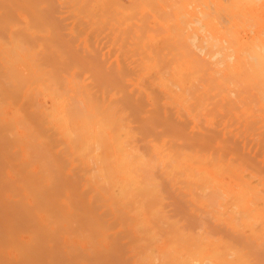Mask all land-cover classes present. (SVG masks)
I'll return each instance as SVG.
<instances>
[{"label":"bare ground","instance_id":"1","mask_svg":"<svg viewBox=\"0 0 264 264\" xmlns=\"http://www.w3.org/2000/svg\"><path fill=\"white\" fill-rule=\"evenodd\" d=\"M182 1L0 0V264H130L129 245L142 229L163 232L158 264H264L255 226L263 227L264 237V210L253 208L250 185L235 177L228 188L244 214L237 223L242 229L208 223L211 232L200 234V208L193 206L205 191L202 197L193 191L197 198L187 193L190 203L172 196L171 187L163 197L170 181L138 177L142 159L131 158L123 140L136 130L169 174L184 175L183 184L194 187L202 180L221 183L215 177L235 172L236 163H255L250 140L246 145L240 138L263 129L256 126L264 122V40L257 36L245 45L237 36V46L229 48L238 54L245 48L247 57L239 54L232 63L220 56L226 67L212 70L191 46L190 27L202 20L189 7L205 6L200 12L211 31H218V18L238 30L264 21V0ZM202 42L213 53L219 48L215 39L213 48ZM66 87L83 108L64 96ZM40 97L50 105H38ZM252 98L261 104L260 121L249 107L236 105ZM165 103L225 112L224 127L185 123ZM95 163L98 176L92 177ZM167 199L184 227L165 219ZM148 247L139 252L155 264Z\"/></svg>","mask_w":264,"mask_h":264},{"label":"rangeland","instance_id":"2","mask_svg":"<svg viewBox=\"0 0 264 264\" xmlns=\"http://www.w3.org/2000/svg\"><path fill=\"white\" fill-rule=\"evenodd\" d=\"M125 3H129V2H133V1H135V0H123ZM170 1H172V0H170ZM176 3H177V0H174ZM180 0H178V2H179ZM171 2H169V4H170ZM181 3H183V1L181 0ZM180 3V4H181ZM168 4V3H167ZM201 5V4H200ZM199 4H192V6H191V8L189 7V9H190V11L191 12H193V10H195V12L197 13V15H198V17H199V19H201L202 20V22L201 23H199V24H194V25H191V27H190V30H189V33H191V34H193V36H194V34H195V37L193 38V36H192V38H191V40L193 39L194 40V44H195V46L196 47H194V45H192L193 43H191V46H192V48L194 49V51L196 52V53H198V55H199V57H202V61H203V63H207V62H209V64H206V65H210V67H212V70H213V68H214V70H217V69H219V70H222V69H224L225 67H226V63L224 64L223 63V61L222 60H220V58L218 59V57H220V56H222L221 57V59H228V56H230V58L231 59H229L232 63L233 62H235L236 61V59H237V57H238V55L240 54L243 58L245 57H247L246 56V53H247V49H245V48H239V54L235 51V50H232V49H230L229 48V43H232L233 45H235V46H237V42H236V40H234V38H236L237 36L239 37V39L246 45L248 42H251L250 40H252L253 38H256L257 36H259L261 39H263L264 40V21L263 22H261V24H256L257 26H255L254 27V24H250V25H248V26H246V27H244V28H239L238 30L236 29V28H233V26L231 25V23H228V21H226V19H224V18H222V20L221 21H219L218 19L215 21V24L218 26V31H211V30H209V28L208 27H206L205 25H204V18H203V16H202V14H201V8H205V6H203L202 7V5L200 6ZM197 6V7H196ZM172 10V8H170V10L169 11H171ZM172 12V11H171ZM210 12L212 13V10H210ZM212 14H214V13H212ZM214 16V15H213ZM248 27V28H247ZM257 27V28H256ZM236 33L237 32V34H236V36L234 37L233 36V32H232V30ZM194 30H197V31H195V33H194ZM263 32V33H262ZM246 33V34H245ZM198 35V36H197ZM197 36V37H196ZM251 37V38H250ZM208 39V41H209V45H210V47L213 45V43H214V39H215V44H217V42H218V44H219V48L218 49H221V50H224L223 52L221 51L220 53H219V51H217V48L215 47L214 48V53H213V51H212V49L211 48H208L207 47V44H205V43H203L202 41H206ZM212 41H213V43H212ZM228 43V44H227ZM204 44V45H203ZM202 47H205V48H203V49H201ZM208 49H207V48ZM212 48H213V46H212ZM247 48V47H246ZM197 49H198V51H197ZM202 50H203V52H202ZM204 50H205V54H204ZM227 50V51H226ZM231 50L233 51V53L231 52ZM210 51H212L211 53H210ZM216 51V52H215ZM245 52V53H244ZM208 53V54H207ZM216 53H219V56L217 55V59L215 60V58L213 57V54H216ZM230 53V55H228ZM204 54V55H203ZM212 54V55H211ZM225 54V55H224ZM242 54H245V55H242ZM203 55V56H202ZM210 57H209V56ZM227 55V56H226ZM232 57H235L234 59H232ZM214 60V61H213ZM217 61L220 63V64H218L217 63ZM221 61V62H220ZM212 62V63H211ZM225 62V61H224ZM211 63V64H210ZM221 63H223L224 64V66L225 67H223V64H221ZM231 63V64H232ZM217 64V65H216ZM216 65V66H215ZM209 67V66H208ZM209 67V68H210ZM63 92H65L66 91V95L64 94V96L65 97H67L69 100H70V103H75V105H76V107H77V105H78V107H81V108H83V106L84 105H81V102L82 101H80L78 98L79 97H75V94L73 93V91H72V89L70 88V87H66L65 88V91L64 90H62ZM71 91V92H70ZM69 94V95H68ZM68 95V96H67ZM233 95H235V94H233ZM232 94H231V97L233 96ZM236 96V95H235ZM233 99H236L234 96L232 97ZM74 99V100H73ZM256 99V98H255ZM251 100H252V102H251ZM250 100V102H249V104L248 105H246V104H243L242 102H237V107L239 106L240 108H239V110H241V111H244L246 108H250L251 109V111L254 113V115L256 116V118L258 119V121H260L261 120V116L263 115V112H260V111H262L261 110V104H260V102H259V104H257V102H256V105H255V102L253 101V98ZM77 101V102H76ZM258 101V100H257ZM47 104H46V103ZM43 104L44 106H47V105H50V101H48L47 102V100L45 99V98H43V97H40V102L38 103V105H40V104ZM73 103V104H74ZM79 103V104H78ZM72 104V105H73ZM83 104V103H82ZM166 104V103H165ZM171 105V107H173V109L176 107V112H178L177 114H179L180 115V112H181V115H180V117H181V119L183 120V121H185V120H187V121H185V123H187L188 122V120H190L189 122H188V124L189 123H192V122H194V123H192V125L193 124H195V125H197V126H199L200 128L201 127H203V128H201V129H204V127L206 126V128H208V129H217L218 128V130H221V129H223V124L225 123V121H226V117L227 116H225L226 114H225V112H219V114H217V112L214 114H212L211 112V110H208V111H203L202 109H200V107H199V105H197V104H193V106L192 105H181V104H178V106H177V104H172V103H168V104H166V107L168 108L169 106H167V105ZM242 104V105H241ZM75 105H73V106H75ZM41 106V105H40ZM196 106H197V109H196ZM195 107V108H194ZM212 106H210V108H211ZM217 107V106H216ZM242 107V108H241ZM255 107H257V108H255ZM168 109H170V108H168ZM181 109H182V111H181ZM260 110V111H257V110ZM172 110V109H171ZM175 110V109H174ZM193 110V111H192ZM180 111V112H179ZM257 111V112H256ZM175 112V111H174ZM185 113V114H182V113ZM187 112V113H186ZM256 112V113H255ZM13 113V112H12ZM182 115H183V117H182ZM206 115V116H205ZM187 116H188V119H187ZM219 116V117H218ZM225 116V117H224ZM244 116V117H243ZM186 117V118H185ZM259 117V118H258ZM246 118V116L245 115H242L241 116V120H244ZM192 121V122H191ZM205 121V122H204ZM191 125V124H190ZM205 125V126H204ZM216 125H217V127H216ZM219 125H221L220 127H219ZM236 126H238L237 125V122H236V124H235V127H234V129L236 128ZM256 127H258L257 129H259V128H263V129H259V131H257L256 132V129H255V134H254V132L253 133H251V135L249 134V135H247V136H245V137H241L240 139H241V141L244 143V144H248L249 145V147H247V149H248V151H249V154H250V156L252 157V159H254L255 160V163H250V164H239L238 163V165H237V163L235 164V167H236V170H235V172H233V173H227V174H224V175H219V176H217V177H215V179H220L222 182L221 183H218V182H216V181H214V180H206V181H204V180H202L200 183H198L197 184V187H201V188H197V187H194L193 186V184H190L189 185V183H186V185H184L185 184V182H184V184H183V182L182 181H184V180H186L185 179V177H184V175H181L180 173H175V174H173V175H171V174H169L168 172L170 171V168H168V167H166V163H165V161L162 159V157H160V156H158V155H156L155 153H153V151H152V154L150 153L151 151L150 150H152V148L149 146L148 147V142L147 141H145L143 138H142V136L140 135V134H138V132L136 131V130H133L134 132H132V136H131V138L129 139V140H127L126 139V137L125 136H123V140L125 141V143H126V146H127V148L129 149V151H130V153H131V158H132V155L135 157V155H138V156H140V159H142V162H144L145 163V166H143L144 164L142 163V162H139L138 163V166L135 168V173L137 174V176L138 177H143V178H146V176H147V178H151V179H146L147 181H149V182H157V183H160V184H162V182L164 181V179L165 180H169L170 182H166L165 183V187L163 188L164 190L166 189V191H164V193H162L161 192V194H162V196L163 197H168V195L170 194V192H168L169 194H166L167 193V191H170V188L169 187H171V190L173 191H171V193H172V196H174V195H176V196H181V198H183L184 200H186L187 202H189L190 203V200H192L191 198H192V196H187L186 194L187 193H190L191 192V194L193 193V195L196 197L197 195H195L196 193L195 192H193V191H196V192H198V197H200L201 195H203V198H197L198 199V201L196 202V204L198 205V206H193L194 207V209H195V211L197 210L196 209V207H198V208H200V210L198 209L197 211H196V214H197V216H198V218H199V215H200V217L201 218H199L201 221V225H200V227L201 228H199V226L197 227V230H196V232H201L200 234H206L207 232H211V230L210 229H208V228H211L212 227V224H213V226H217V225H221V226H223L222 224L224 223H226L227 221L228 222H232L234 225H236L237 227H239L240 229H242L241 228V226H239V224H240V222H241V225H242V222H243V216H244V214H241V211L239 210V208L237 209V206H236V208H234V206L235 205H232V204H235V198L233 197V195L229 192V190H228V188H229V185H230V183H233L234 184V182H235V179L237 178V177H239V179H241L242 181H244V182H246L248 185H250V189H252V191H253V193H254V195L256 196H253V199H254V197H255V199L256 198H258V199H260L259 200V202H258V200L256 201L255 199H254V203H255V206H253V208L254 209H259V210H264V193L262 192V190H264V169H262L261 168V166L263 167V164H264V122L261 120V123H259V124H257V126ZM205 128V129H206ZM263 134V135H262ZM255 135V136H254ZM139 137H141V139L139 138ZM137 138H139L138 139V141H141L142 143H145V145L144 146H147L146 148H148V152H149V156L151 157V155H155V157H156V159H158V161L155 159L154 160V156H153V160L155 161V162H151V158H149V156L148 155H146V153H148V152H145V150H143V148H145V147H143V148H141L140 146H142L141 144L142 143H140V142H136L137 141ZM246 138L248 139V140H250V142H248L247 140H246ZM136 140V141H134L133 142V145H135V147L133 148V146H132V141L133 140ZM143 139V140H142ZM244 140V141H243ZM256 140V141H255ZM257 140H259V141H257ZM131 141V142H130ZM263 142V145L261 144L260 145V143H262ZM131 143V144H128V143ZM147 142V143H146ZM248 142V143H247ZM260 145V146H259ZM138 146V147H137ZM130 147V148H129ZM137 147V148H136ZM133 148V149H132ZM260 148H262V150L260 149ZM135 149H139L138 150V153H137V150H135ZM150 149V150H149ZM140 151V152H139ZM141 152L142 153H144L145 154V156H143L142 154H141ZM263 152V153H262ZM257 154V155H256ZM143 156V157H142ZM256 156H257V158H256ZM144 157L146 158V157H148V158H146V159H144ZM258 160V161H257ZM157 161V162H156ZM152 163V164H151ZM262 163V164H261ZM140 164V165H139ZM149 164V167H147V165ZM161 164V166L160 167H162V168H158L159 167V165ZM95 165L97 166V168L95 167ZM175 165H177V163H174V166ZM240 165V166H239ZM255 165V166H254ZM261 165V166H260ZM153 166V167H152ZM237 166H239V167H237ZM247 166V167H246ZM260 166V167H259ZM146 168L148 169L149 168V173H150V176L151 177H149V173L148 172H146L147 170H146ZM153 168V169H152ZM264 168V167H263ZM92 169H95V171H97V172H95V171H90V174H89V172H88V175L89 176H92L93 177V175H94V177L96 176H98V165L95 163V164H91V167H90V169L89 170H92ZM140 169H141V171H140ZM161 169V170H160ZM183 169H184V167H183ZM259 171H258V170ZM263 171H262V170ZM94 172V173H93ZM242 172V173H241ZM260 173V174H259ZM160 174L162 175V176H160ZM160 176V177H162L163 179H161L160 180V177L158 178L157 176ZM236 177V178H235ZM257 177V178H256ZM203 178H205V177H203ZM199 179H201V178H199ZM237 181V180H236ZM257 181V182H256ZM169 185H168V184ZM180 183V184H179ZM196 185V184H195ZM199 185V186H198ZM168 186V187H167ZM186 187V188H185ZM203 187H205V188H208V189H205V190H202V188ZM167 188H168V190H167ZM183 188V189H182ZM189 188V189H188ZM176 189L178 190V191H176ZM201 189V190H200ZM160 190L162 191V186L160 187ZM203 191H205V192H203ZM259 191H261V193H258ZM166 192V193H165ZM181 192H183L182 194H181ZM201 192H203L201 195L199 194V193H201ZM175 193V194H174ZM185 193V194H184ZM195 193V194H194ZM185 195V196H182V195ZM171 195V194H170ZM202 197V196H201ZM169 198V197H168ZM232 200V201H231ZM171 202H172V199H167V200H165L164 201V208H163V211H164V213H163V215L165 216V219L167 220V222L168 223H177V225L179 226V227H181V225H183V227H184V223H182V222H179V218L177 217V214H176V212H174V208H173V206L171 205V207H169V205L171 204ZM195 203V202H194ZM168 204V205H167ZM167 205V206H166ZM192 205V204H191ZM189 206H190V204H189ZM209 206V207H208ZM166 207H168V208H166ZM203 209V210H202ZM228 209V210H227ZM230 209V210H229ZM170 210H172L171 212H170ZM231 210H235L236 212H234L233 214H231ZM231 211V212H230ZM240 211V212H239ZM207 212V213H206ZM211 212V214H208V213H210ZM175 213V214H174ZM174 214V217L175 218H173V217H171L172 215ZM171 215V216H170ZM176 215V216H175ZM208 215V216H207ZM214 216V217H213ZM211 218V219H210ZM205 220V223H204V220ZM208 219V220H207ZM210 220V221H209ZM217 220V221H216ZM209 221V222H208ZM214 222V223H213ZM208 223H212L211 224V227H210V224H208ZM237 223H239V224H237ZM180 224V225H179ZM207 224V225H206ZM209 225V226H208ZM256 225H258L257 226V231H258V234H257V236H256V238H257V241H258V243H260V244H262L263 242H264V237H263V227H261V231L262 232H260V224L259 223H256L255 224V226ZM167 225H164V228H165V230H167L168 229V227H166ZM186 227V226H185ZM203 227V228H202ZM207 227V228H206ZM187 228V227H186ZM214 228V227H213ZM202 229V230H201ZM208 229V230H207ZM212 229V228H211ZM184 230L185 231H187L185 228H184ZM206 233H205V232ZM148 232V233H147ZM214 232V231H213ZM212 232V233H213ZM132 234H133V236L135 235V233H133V232H131ZM250 233V231H247V234H249ZM131 234V235H132ZM162 234V235H161ZM137 236V237H136ZM135 236V238H138V239H136L137 240V242H136V240H134L135 242H134V244L132 243V244H130L129 245V251L131 250L132 252H130V254H128V257L130 258H128V262H130V264H151V263H149V260L146 258V256L144 255V254H142L141 252H139V248L140 247H142V246H145V247H148V251L150 252V253H153L154 254V257H155V259L157 260V258H159L160 257V248L164 245V242H165V240H164V238L165 237H162L163 236V232L161 233H157V232H153V233H151L150 231H144V229H142V230H139V232L137 233V235ZM134 238V239H135ZM144 238H147V239H145L144 240ZM264 244V243H263ZM152 245V246H151ZM139 247V248H138ZM137 249V250H136ZM133 259V260H132ZM155 264H158L159 263V260H157V261H155L154 262Z\"/></svg>","mask_w":264,"mask_h":264}]
</instances>
